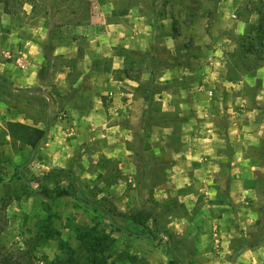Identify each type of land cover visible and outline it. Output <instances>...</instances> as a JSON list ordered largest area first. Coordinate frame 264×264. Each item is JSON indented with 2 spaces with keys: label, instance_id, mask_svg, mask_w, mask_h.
Instances as JSON below:
<instances>
[{
  "label": "rangeland",
  "instance_id": "374dc122",
  "mask_svg": "<svg viewBox=\"0 0 264 264\" xmlns=\"http://www.w3.org/2000/svg\"><path fill=\"white\" fill-rule=\"evenodd\" d=\"M107 1L125 29L97 19L92 32L118 36L99 50L85 49L93 0L35 2L47 64L73 57H56L71 69L61 92L46 67L47 96L0 86L1 243L35 237L36 264H264V60L233 59L264 0ZM9 122L45 137L32 151ZM140 211L145 229L128 219Z\"/></svg>",
  "mask_w": 264,
  "mask_h": 264
},
{
  "label": "crops",
  "instance_id": "0c3cea01",
  "mask_svg": "<svg viewBox=\"0 0 264 264\" xmlns=\"http://www.w3.org/2000/svg\"><path fill=\"white\" fill-rule=\"evenodd\" d=\"M93 4L90 7L93 8V13L90 16V25L88 27L89 31L86 35V45L85 49L88 50H99L102 42H106L109 40L111 45H115L118 41V36L115 33H109L107 30H103L101 33L92 32L93 28H97L98 26L95 23H99L96 21L99 20H107L108 13L107 8L102 7V3L93 0ZM102 2V0H101ZM120 3V0H109L107 4H109L110 8L113 12L116 13H127L124 9L117 7ZM128 3V6H136L135 4ZM141 6V5H140ZM129 10L132 14H129L130 22H133L135 26L134 29L138 27V23H142L138 21V18L134 15V10ZM98 11L97 13L95 12ZM0 77L6 79L9 84L11 83L14 87H17L18 90H24L29 94L33 92L31 90H25L24 88H30L32 86L41 87V93L45 92L47 88H51L48 86H43L41 83L43 81L40 71L43 67H46L49 75V81L52 83V86H55L56 91L61 92L60 88L68 87V79L69 72L71 71L70 67L66 65L57 66V58L59 55L62 56L63 59L71 58L73 55H67L68 50H63L62 48L50 50L51 56L49 57V62L47 64V58L45 56V51L43 50V43L45 37L47 36V27L50 25V21L44 18H39L35 16L33 11V5L25 1L23 5V13L22 17L7 15L4 14L2 10H0ZM109 11V10H108ZM131 15V16H130ZM98 17V18H94ZM133 20L132 21V18ZM146 16H143L144 18ZM234 17V16H233ZM96 19V20H95ZM99 19V20H97ZM142 21V20H141ZM107 23L109 21H106ZM70 25L61 27V34L59 38L62 41L64 39H68V34L64 32L67 31ZM108 26H113L117 29H121L123 32L125 29L122 25H120L119 21H115L114 23H108ZM106 27V26H105ZM132 29V26L130 27ZM91 29V30H90ZM130 29V30H131ZM64 33V35H62ZM98 39H102L100 42ZM68 41V40H66ZM88 56L86 55V59L88 60ZM85 63L81 62L80 66H78L79 70L85 69ZM48 65V66H46ZM34 93H40L36 91ZM46 96L48 93H43ZM52 102V99H49ZM26 125H29L25 123Z\"/></svg>",
  "mask_w": 264,
  "mask_h": 264
},
{
  "label": "trees",
  "instance_id": "16d2710c",
  "mask_svg": "<svg viewBox=\"0 0 264 264\" xmlns=\"http://www.w3.org/2000/svg\"><path fill=\"white\" fill-rule=\"evenodd\" d=\"M9 1L12 0H0V5L2 6V11L7 15H14L16 13V7L11 6ZM33 5V11L35 10V2L38 0H27ZM40 1V0H39ZM74 1V0H73ZM84 8V7H82ZM15 11H13V10ZM85 9V8H84ZM21 11L22 8H21ZM73 13V11H71ZM74 14V13H73ZM262 14V13H261ZM54 33V32H53ZM52 33V34H53ZM239 45L237 47V52L233 56L235 61H241L249 56H254L255 64L250 68H246L247 70H254L256 67H259L261 64H258L259 61L264 60V23L259 24L252 34L247 36L239 37ZM232 58V57H231ZM242 65V64H241ZM0 86H3L4 89L8 90L11 86L8 85L6 79L0 77ZM150 98V97H149ZM7 130L9 137L12 141L20 143L23 146L29 147L32 151H35L38 148L39 143L45 137V130L37 127H32L26 124H22L19 122H9L7 123ZM20 177V175H18ZM0 189L2 187L0 186ZM1 191V190H0ZM66 194L65 192H61ZM2 202V201H1ZM107 216L109 217V210L105 207H102ZM150 214L147 212H134L128 219L140 227L141 229H145L146 222L150 219ZM3 220L0 218V237L2 233ZM36 238H29L25 240L21 247H6L1 243L0 240V264H36V256L35 251L37 247Z\"/></svg>",
  "mask_w": 264,
  "mask_h": 264
}]
</instances>
